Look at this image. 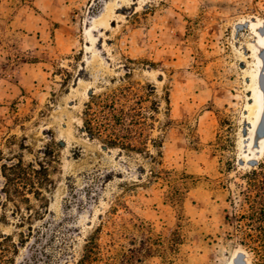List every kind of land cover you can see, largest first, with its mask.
Masks as SVG:
<instances>
[{
	"label": "rangeland",
	"instance_id": "1",
	"mask_svg": "<svg viewBox=\"0 0 264 264\" xmlns=\"http://www.w3.org/2000/svg\"><path fill=\"white\" fill-rule=\"evenodd\" d=\"M263 27L264 0H0V150L29 162L52 139L61 146L49 257L34 258L33 239L19 243L25 228L4 206L0 172V232L19 245L14 264H75L98 226L105 243L125 223L134 234L132 219L166 247L139 264H253L234 216L264 159ZM127 72L161 101V145L144 154L83 130L90 95L125 84ZM261 148L255 163L241 160Z\"/></svg>",
	"mask_w": 264,
	"mask_h": 264
},
{
	"label": "trees",
	"instance_id": "2",
	"mask_svg": "<svg viewBox=\"0 0 264 264\" xmlns=\"http://www.w3.org/2000/svg\"><path fill=\"white\" fill-rule=\"evenodd\" d=\"M125 78L127 82L123 85L90 95L82 116L83 130L110 149L144 154L149 151V144L161 145V141L152 136L161 101L152 83L133 80L131 72H127ZM60 147L52 139L39 150L36 159L29 162L20 156H6L0 150L4 206H14L13 215L19 217L17 226L25 228L19 233V243L24 246L33 239L37 244L33 252L36 259L46 255L59 225L57 221L47 225L45 220L50 206L47 194L54 188L52 171L60 162ZM245 179L247 186L243 195L247 208L234 217L243 235L241 245L252 252L253 264H264V159ZM33 200L38 202V207ZM35 220L44 222L35 226ZM129 224L134 234L125 223L118 231L109 232L110 239L105 243L101 238L103 228L98 226L87 236L82 255L75 264H139L153 252L166 249L154 238L151 225L133 219ZM123 237L128 239L127 245L120 244L118 239ZM156 243L161 248L156 247ZM18 253L19 245L13 236L0 232V264H14ZM52 257L59 256L52 254Z\"/></svg>",
	"mask_w": 264,
	"mask_h": 264
},
{
	"label": "bare ground",
	"instance_id": "3",
	"mask_svg": "<svg viewBox=\"0 0 264 264\" xmlns=\"http://www.w3.org/2000/svg\"><path fill=\"white\" fill-rule=\"evenodd\" d=\"M258 33H261V34H264V27H263V30H259ZM256 40V39H255ZM254 40V44L256 43V41ZM258 86L260 87L259 89V92L262 94H264V67H263V71L259 74L258 76ZM262 96V95H261ZM249 134V133H248ZM248 137L247 136V142H246V145H245V152L247 151V145L249 144V140H248ZM261 151H262V148L260 149V152H254L253 153V159L251 160H247L244 155L241 156V160L242 161H245L246 163L248 164H252V163H255L257 160H258V157L261 155ZM247 153V152H246ZM238 254H241V252H239ZM237 264H249V262L247 261H241V260H235ZM235 262H233L232 264H236Z\"/></svg>",
	"mask_w": 264,
	"mask_h": 264
},
{
	"label": "water",
	"instance_id": "4",
	"mask_svg": "<svg viewBox=\"0 0 264 264\" xmlns=\"http://www.w3.org/2000/svg\"><path fill=\"white\" fill-rule=\"evenodd\" d=\"M241 258H242V255H241Z\"/></svg>",
	"mask_w": 264,
	"mask_h": 264
}]
</instances>
